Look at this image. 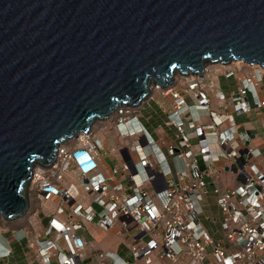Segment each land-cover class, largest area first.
Returning a JSON list of instances; mask_svg holds the SVG:
<instances>
[{"label": "built area", "instance_id": "2783aa9c", "mask_svg": "<svg viewBox=\"0 0 264 264\" xmlns=\"http://www.w3.org/2000/svg\"><path fill=\"white\" fill-rule=\"evenodd\" d=\"M202 76L186 78L182 88L155 84L162 99L170 98L157 132L166 128L159 137L171 132L173 139H156L140 121L139 105L125 104L60 145L55 161L33 168L26 213L34 204L46 219L29 243L39 264H264V170L257 161L262 152L246 146V134L223 126V115L210 108L211 89L218 86H206ZM251 86L245 80L231 97L234 112L264 106L256 96L253 107L249 103ZM214 96L225 101L221 91ZM202 111L208 123L201 121ZM114 133L119 141L105 150L103 140ZM103 154L115 161L109 173L101 169ZM167 156L188 160L185 168L174 172ZM221 159L233 182L226 188L205 179ZM210 193L217 207L207 218L212 231L201 220ZM90 223L104 232L118 227L129 238L124 243L133 262L111 252L87 256L80 233ZM10 254L0 243V260Z\"/></svg>", "mask_w": 264, "mask_h": 264}, {"label": "water", "instance_id": "95a60500", "mask_svg": "<svg viewBox=\"0 0 264 264\" xmlns=\"http://www.w3.org/2000/svg\"><path fill=\"white\" fill-rule=\"evenodd\" d=\"M231 60L264 70V0H0V216L26 214L61 143Z\"/></svg>", "mask_w": 264, "mask_h": 264}, {"label": "crops", "instance_id": "0c3cea01", "mask_svg": "<svg viewBox=\"0 0 264 264\" xmlns=\"http://www.w3.org/2000/svg\"><path fill=\"white\" fill-rule=\"evenodd\" d=\"M217 85V89H214V91L211 89L210 92V95L212 96L211 101H213V99L215 101L211 102L210 108L217 114L223 115V126H232L239 133L246 134L248 136L249 141L246 142V146L255 148L262 152L261 157L258 158L257 161L260 168L264 170V107L260 108L259 110L252 109L250 113L245 114L234 112L231 108V105L226 104L225 107L222 106L223 104L219 105L218 103H216L215 99H217V97H215L214 94L216 90L221 91L223 95H225V93L223 90H221L219 82ZM237 90L238 89L231 91L228 96H226L228 102H230L231 97L237 95ZM251 90L252 94L248 95V100L253 107V102L256 100V97L264 100V82L256 86L252 85ZM250 96L251 98L253 97L252 101H250ZM152 101L164 104L162 107L158 105L157 108L158 112L161 113V115L164 114L166 119L168 115L167 113L170 110V98H153L145 100L143 103H141L137 112L140 117V121L148 130V124L151 118L145 114V111L150 112L153 110L152 108L156 110L155 106L152 104ZM188 102L191 103V100L188 99ZM193 110L195 109L193 108ZM200 117L201 121L204 123H208L210 121L209 117L204 114V111L200 112ZM166 119L164 120V122L166 121ZM98 137L100 139L103 137L101 132H98ZM164 137L157 136L155 138L160 139ZM169 138L170 140L173 139V137ZM164 139H166L167 141L169 140L168 137H165ZM118 141L119 138L117 137L116 133L112 134V139L110 138V140H103L105 150H109L111 147H114L115 143ZM187 161L188 160L175 159V157L167 156V165L174 172L179 169L185 168ZM198 162L199 165L203 168V162L201 160H199ZM100 164L101 169L105 173H109L110 169L115 165V161H113V157L109 156L108 154H103L100 160ZM227 165L228 162L223 159H221L219 162L214 163L210 175H206L205 177L206 181L209 184L216 183L222 188L233 185V182H231L230 179V173L227 171ZM33 206H35V209H33ZM37 211V205L32 204L29 213H26L24 216L12 220H5L4 218L2 219V222H0V243L9 249L11 254L7 258L1 259L0 264H39V261L36 257V250L29 246V243L37 238L41 229L40 225H44L46 222V219H43V217H40V215L37 216ZM24 221H26V223ZM9 222H11V224H9ZM114 229L116 228H113L108 232H104L98 229L95 224L90 223L86 226V230L84 232H79L87 242L86 255L94 256L103 252L117 253V250L120 247V243L122 245L124 244V242H127L129 240V238L123 234H120V240L117 242V244H115V248L106 246H104V248L102 245L98 244L102 236H106V238L113 236L112 233L114 232ZM117 229L118 231L120 230L119 228ZM155 264H159V262Z\"/></svg>", "mask_w": 264, "mask_h": 264}, {"label": "rangeland", "instance_id": "374dc122", "mask_svg": "<svg viewBox=\"0 0 264 264\" xmlns=\"http://www.w3.org/2000/svg\"><path fill=\"white\" fill-rule=\"evenodd\" d=\"M219 65L220 64H218V63H214V64L205 65L203 67V69L205 70V73H203L204 84L206 86H210L211 82H215L216 84H218V82H219L221 90H223L225 93V99H224L225 101H219L218 99H215L216 103H218L219 105L224 104V102H227L228 105H231V103L227 101L226 96H228V94L231 91L239 89L240 87H242L243 82L245 80H247V79L251 80V83L253 86H256V85L264 82V72L262 69H259V67L257 68V66L247 67V64L235 66L232 63L226 64V65H221V66H219ZM229 72H231L233 75L231 77H226V75L229 74ZM174 77L177 81H182V83L187 81V79L190 80L189 78L186 79L184 76H181L179 73H175V75L173 76L172 79H174ZM155 84L150 85V93L152 96L149 97L148 99H153V98H156V99L159 98L160 99L161 98L158 94L159 93L158 89L155 88ZM176 84H173L174 87H176L175 86ZM181 85H183V84H181ZM180 86H179V88H182ZM214 89H217V87L215 86ZM237 93H238V90H237ZM250 101H252L251 96H250ZM211 102H215L214 99ZM152 104L155 106L156 110H154V108H152L153 109L152 111H150V112L145 111V114L151 118L149 121V124H148L149 131L155 137H157L159 135H162L163 133H166V131H167L166 128H163L162 132H160V133L157 132V129L159 128V126L163 125L166 117L164 114L161 115V113L158 112L157 107L159 105V102L152 101ZM167 137H168V139H170L169 137H173V134L170 132V133H168ZM27 191H28V189H27ZM202 208H203V214L201 215L202 223L204 224V226L207 229L212 231L214 229V226L212 225L211 220H208L207 218H211V216H215L217 213V207L215 204V197L213 196V194L210 193L204 198V200L202 202ZM33 209H35V206H33ZM40 217H43V214H40ZM2 219H3L2 216H0V222H2ZM24 222L26 223V221H24ZM9 224H11V222H9ZM16 226H18V225H16ZM117 228L114 229V232L112 233L113 236H110L109 238H106V236H104V237L102 236L101 240H99L98 244L102 245L103 247L106 246V247H114L115 248V244H117V242L120 240L119 236L122 235L121 230L118 231ZM117 254L120 257L124 258L126 261L133 262V259L131 258L130 254H129V249L127 248L125 243L122 245L120 243V247L117 250Z\"/></svg>", "mask_w": 264, "mask_h": 264}, {"label": "bare ground", "instance_id": "6f19581e", "mask_svg": "<svg viewBox=\"0 0 264 264\" xmlns=\"http://www.w3.org/2000/svg\"><path fill=\"white\" fill-rule=\"evenodd\" d=\"M218 64H220L219 66H221V65H226V64H230V63H232V64H234L235 66H240V65H245V64H247V67H251V66H257V68L259 67V69H262L263 70V68L261 67V66H259V65H250V64H248V63H244L242 60H239V61H234V60H231L230 62H228V63H226V64H222V63H220V62H217ZM210 64V63H209ZM208 65V64H207ZM204 67V66H203ZM203 67H202V73H201V75H199V73H197L196 75L195 74H192L191 72H189L188 73V75H186L187 77H185V78H189V77H191V76H202V74H203V72L205 73V70L203 69ZM263 72H264V70H263ZM176 73H178V72H176ZM175 75V74H174ZM173 75V76H174ZM165 83H167L165 86H169L170 84H176L175 86L176 87H179L181 84H183L182 83V81H177L176 79H175V77H174V79H172L171 78V81L170 82H167V81H165ZM156 84H158V83H156ZM161 86V85H160ZM165 86H163V87H165ZM182 86V85H181ZM180 86V87H181ZM157 88V87H156ZM149 90H150V88H149ZM149 98V97H148ZM133 106H135V105H133ZM224 119V118H223ZM96 123V122H95ZM94 123V124H95ZM93 124V125H94ZM68 141V140H67ZM67 141H65V142H63V143H61V145L62 144H64V143H66Z\"/></svg>", "mask_w": 264, "mask_h": 264}, {"label": "clouds", "instance_id": "9594fccd", "mask_svg": "<svg viewBox=\"0 0 264 264\" xmlns=\"http://www.w3.org/2000/svg\"><path fill=\"white\" fill-rule=\"evenodd\" d=\"M181 75V74H180ZM182 76H184V75H182ZM150 96V95H149Z\"/></svg>", "mask_w": 264, "mask_h": 264}]
</instances>
